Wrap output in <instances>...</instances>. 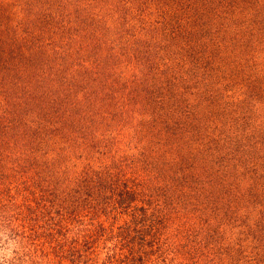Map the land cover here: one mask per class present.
I'll return each mask as SVG.
<instances>
[{
    "label": "rangeland",
    "instance_id": "1",
    "mask_svg": "<svg viewBox=\"0 0 264 264\" xmlns=\"http://www.w3.org/2000/svg\"><path fill=\"white\" fill-rule=\"evenodd\" d=\"M140 243L264 264V0H0V264Z\"/></svg>",
    "mask_w": 264,
    "mask_h": 264
},
{
    "label": "trees",
    "instance_id": "2",
    "mask_svg": "<svg viewBox=\"0 0 264 264\" xmlns=\"http://www.w3.org/2000/svg\"><path fill=\"white\" fill-rule=\"evenodd\" d=\"M230 140V139H229ZM228 140V141H229ZM228 146H229V142H228ZM227 146V147H228ZM254 146V145H253ZM228 159L226 158V161H227ZM214 163H217V161H215ZM225 165V164H224ZM140 173V172H139ZM141 174V173H140ZM181 176L182 177H184V178H186V176L185 175H183L182 173H181ZM102 175H101V173L99 174V175H95V177L92 179V180H90V182L93 184L92 185V187H93V189H94V193L95 192H98V191H100V189L98 190V186L99 185H102V187L104 188L105 187V185L102 183V181H100V180H102ZM169 179H171L170 177H169ZM169 179H167L166 180V183H165V185L163 186L164 187V189H168L169 191H171L172 193H175V190L173 189L174 188V186H172V184L170 183V182H172L171 180H169ZM163 180V179H162ZM95 181H97V183H95ZM93 189H87V190H85V193H84V197H83V200H85L86 198L87 199H89V200H94L95 199V197H94V193L92 192V190ZM247 191V190H246ZM164 193V192H163ZM167 196H169V195H167ZM170 196H172V195H170ZM166 197V196H165ZM172 197H174V196H172ZM131 199H132V197H131ZM170 199H173V198H170ZM132 201V200H131ZM74 207V209H77V205H73ZM58 213H60L61 214V211L60 212H58ZM61 217V216H60ZM52 218H53V216H52ZM61 220H59L58 218H57V225L59 224V222H60ZM65 227L63 228V229H60L59 231H63L65 234H66V232H65ZM59 233H62V232H59ZM63 237H64V243L62 242V243H60V241H57V244L59 245V246H61V247H64V244H66V242H67V236H64V234H61ZM85 241H84V245H87V247H89V248H93V245H94V242H95V239H94V237L92 238V237H89V235L87 236H85ZM60 239V238H59ZM62 240V239H61ZM159 241H160V237H159V234L158 235H154V240L151 242V244H154L155 246L156 245H159V244H156L157 242L159 243ZM74 244H75V248L73 249V251H71V257H73L74 255H76L77 257H79V256H81V251H82V246H83V243L81 244V245H79V241L77 240V239H75L74 240ZM83 242V241H82ZM151 244L148 242V245L147 246H151ZM78 245V246H77ZM160 245H161V243H160ZM62 250H60L61 252H59V253H61V254H63V253H65V251H64V248H61ZM134 252H139V255L136 257V259L137 260H135V261H133V264H141L142 263V260L144 259L143 258V255L144 254H146L145 253V250L143 249V247H142V244L140 243V245H139V248H135L134 249V251H133V254H134ZM132 254V255H133ZM96 257V256H95ZM65 258V257H64ZM63 258V259H64ZM74 258V257H73ZM81 258V257H80ZM112 258V257H111ZM71 260H74V259H71ZM76 260V259H75ZM78 260V259H77ZM112 260H113V258H112ZM117 260H119V259H117ZM79 261H81V260H79ZM120 261V260H119ZM61 262V261H60ZM113 262V261H112ZM77 264H79V263H77ZM95 264H104L103 262H101V261H98V262H95Z\"/></svg>",
    "mask_w": 264,
    "mask_h": 264
}]
</instances>
